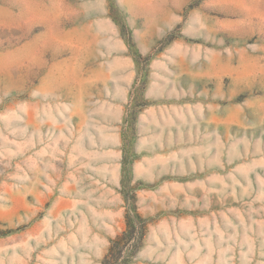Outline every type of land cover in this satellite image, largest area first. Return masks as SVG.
Wrapping results in <instances>:
<instances>
[{"label":"rangeland","instance_id":"1","mask_svg":"<svg viewBox=\"0 0 264 264\" xmlns=\"http://www.w3.org/2000/svg\"><path fill=\"white\" fill-rule=\"evenodd\" d=\"M0 264H264V0H0Z\"/></svg>","mask_w":264,"mask_h":264},{"label":"trees","instance_id":"2","mask_svg":"<svg viewBox=\"0 0 264 264\" xmlns=\"http://www.w3.org/2000/svg\"><path fill=\"white\" fill-rule=\"evenodd\" d=\"M135 233V232H134ZM135 235V234H134ZM133 235V238H135V236Z\"/></svg>","mask_w":264,"mask_h":264}]
</instances>
